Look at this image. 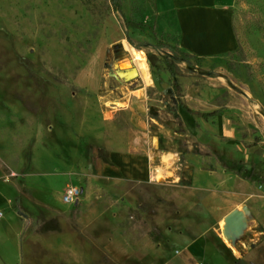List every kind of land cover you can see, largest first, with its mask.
Instances as JSON below:
<instances>
[{"label":"rangeland","instance_id":"rangeland-1","mask_svg":"<svg viewBox=\"0 0 264 264\" xmlns=\"http://www.w3.org/2000/svg\"><path fill=\"white\" fill-rule=\"evenodd\" d=\"M220 1L244 51L190 59L156 0H0V264H152L148 245L157 264H264V0ZM124 41L149 86L115 77L133 66ZM98 150L150 160L162 181L129 186L150 219L100 189ZM18 199L60 231L27 229Z\"/></svg>","mask_w":264,"mask_h":264},{"label":"crops","instance_id":"crops-1","mask_svg":"<svg viewBox=\"0 0 264 264\" xmlns=\"http://www.w3.org/2000/svg\"><path fill=\"white\" fill-rule=\"evenodd\" d=\"M155 12L161 28L179 35V46L183 52L215 57L235 52L239 47L232 17L220 0H156ZM102 157L99 150L91 156V175L100 189L109 190L120 200L139 207L147 216L146 212L153 203L150 204V200H146L148 198L136 200L129 186L147 184L153 176L158 177L159 173L153 168H147L150 160L145 156L114 150L107 152L105 160ZM157 181L162 180L157 178ZM146 247L144 251L151 257L152 264L159 262V249L152 245ZM106 248L109 255L122 262L136 253L125 235L112 237Z\"/></svg>","mask_w":264,"mask_h":264},{"label":"bare ground","instance_id":"bare-ground-1","mask_svg":"<svg viewBox=\"0 0 264 264\" xmlns=\"http://www.w3.org/2000/svg\"><path fill=\"white\" fill-rule=\"evenodd\" d=\"M125 56L132 58L133 66L130 67L129 65H126L124 66V68L119 69V72H121V77L125 78L124 81L129 82L130 80H133L136 76H141L147 86L152 84L153 75L150 71L149 63L144 53L142 51L137 50L134 46H131L128 42H125ZM170 157L171 155L169 156V158ZM157 178L159 181H161V178Z\"/></svg>","mask_w":264,"mask_h":264},{"label":"trees","instance_id":"trees-1","mask_svg":"<svg viewBox=\"0 0 264 264\" xmlns=\"http://www.w3.org/2000/svg\"><path fill=\"white\" fill-rule=\"evenodd\" d=\"M113 4H114V8L117 11H121V6H122V0H113ZM236 34H237V29H236V25H234ZM237 39L238 35H237ZM237 50H242L244 51V46L242 44V42L239 39V47ZM183 55H185L186 58H192V57H196L198 55L195 54H188L186 52H183ZM151 58L153 56L149 55ZM151 60V59H150ZM153 65V63H152ZM103 160H105L104 157H102ZM16 207L18 212L20 213V215L22 214V216H24V221H25V226L26 228H30L34 233H44V232H50L51 230L53 231H59L60 230V221L57 218H52L50 219V221H41L40 219H29L23 206H21V201L20 199L17 200L16 203Z\"/></svg>","mask_w":264,"mask_h":264},{"label":"built area","instance_id":"built-area-1","mask_svg":"<svg viewBox=\"0 0 264 264\" xmlns=\"http://www.w3.org/2000/svg\"><path fill=\"white\" fill-rule=\"evenodd\" d=\"M64 196L63 200L66 203H75L78 201L80 195L82 194L83 190H81V187L76 185H67L64 190ZM2 212H0V217L2 216Z\"/></svg>","mask_w":264,"mask_h":264},{"label":"water","instance_id":"water-1","mask_svg":"<svg viewBox=\"0 0 264 264\" xmlns=\"http://www.w3.org/2000/svg\"><path fill=\"white\" fill-rule=\"evenodd\" d=\"M115 77L118 78V79L125 80V78L121 77V72H119V71H117V74L115 75ZM133 80H134V79H133ZM130 81H132V80H130ZM130 81H129V82H130Z\"/></svg>","mask_w":264,"mask_h":264}]
</instances>
